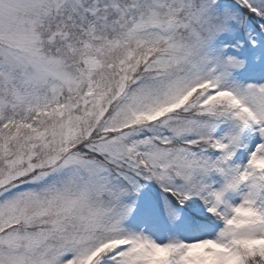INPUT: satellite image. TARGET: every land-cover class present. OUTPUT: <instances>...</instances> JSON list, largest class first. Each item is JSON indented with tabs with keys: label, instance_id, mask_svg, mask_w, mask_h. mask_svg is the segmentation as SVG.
I'll return each mask as SVG.
<instances>
[{
	"label": "snow or ice",
	"instance_id": "obj_1",
	"mask_svg": "<svg viewBox=\"0 0 264 264\" xmlns=\"http://www.w3.org/2000/svg\"><path fill=\"white\" fill-rule=\"evenodd\" d=\"M0 264H264V0H0Z\"/></svg>",
	"mask_w": 264,
	"mask_h": 264
}]
</instances>
